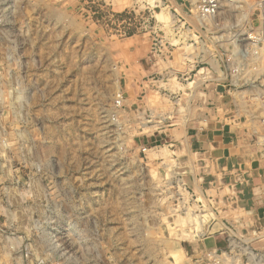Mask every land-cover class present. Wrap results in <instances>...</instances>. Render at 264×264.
<instances>
[{
  "label": "rangeland",
  "instance_id": "obj_1",
  "mask_svg": "<svg viewBox=\"0 0 264 264\" xmlns=\"http://www.w3.org/2000/svg\"><path fill=\"white\" fill-rule=\"evenodd\" d=\"M261 3L247 0L241 19L225 6L214 28L201 29L198 0H0V264H176L171 253L183 250L182 264H196L201 251L226 247L225 235L192 243L182 241L196 233L177 237L184 217L170 215L172 182L165 178L193 167L190 153L161 139V122L180 117L185 126L198 102L264 150ZM163 9L174 19L168 27L158 18ZM144 15L177 52L184 48L179 58L188 56L190 67L180 68L177 54L149 62ZM237 34L262 40L242 43L259 55L233 71L225 65ZM164 70H194L188 83L165 85L180 92L177 102L153 88L141 92L145 78L157 80ZM147 111L155 115L149 125ZM194 193L217 209L218 221L259 225L253 210L225 205L213 191ZM186 217L193 226L206 222Z\"/></svg>",
  "mask_w": 264,
  "mask_h": 264
},
{
  "label": "built area",
  "instance_id": "obj_2",
  "mask_svg": "<svg viewBox=\"0 0 264 264\" xmlns=\"http://www.w3.org/2000/svg\"><path fill=\"white\" fill-rule=\"evenodd\" d=\"M246 1L247 0H198L199 6L197 9V21L200 28L205 29L208 25L214 28L213 22L219 16L221 9L225 6L237 10L239 19L246 18V14L242 11L243 4ZM261 9L262 15L264 17V0H262ZM177 20L180 21V19ZM153 23L154 21L152 16H146V18H144L143 25L146 28L143 30L146 33L145 35H149L152 42L149 54V62L156 64L163 63L165 61L167 62L169 59L168 55L170 56L177 54L178 60L180 62V68L190 67L191 62L188 59V56L179 58L180 53L185 51L184 48L182 47L177 52V48L179 46H177V44L171 43V41L167 39L166 34L163 33V30L157 24ZM175 30L176 28L174 27V31ZM211 33L214 35L216 34L215 32ZM184 35L185 34L180 31H178L177 34L175 33V36L179 37L178 41H182L183 43L185 41L183 39ZM216 38L218 37L215 36L214 40H216ZM234 39L236 41V45L238 46H236L237 48L233 46L234 51L229 56V58H227V65H225L226 67H229V69H233V71L239 70L241 68V60H244L249 56L251 59L255 60L259 55L256 53V50L253 49L252 45L247 48L248 46H245L242 43L245 42L246 39L252 44H256L262 40L261 38L259 39V37L255 38L253 34H248L246 36L237 34L234 35ZM164 71V73L159 74L160 77H158L157 80H155L156 78H145L144 81L139 85L141 92L146 94L151 88H153L157 93L161 95L163 94L170 100L177 102L181 97L180 92L176 93L171 91L169 88L165 87V85L167 86L169 82L178 79L183 83H188L192 80L191 74L194 70L191 71L190 75H184L185 73L182 74L181 72L175 70ZM231 83H235V81L232 80ZM117 105H121V97H119ZM143 115L145 123L148 125L152 124L153 120L155 119V115L152 113V111H147V113H144ZM169 120L170 119H163L161 123L165 124ZM161 127H163V125ZM147 150L148 149L146 147L142 148L143 152H147ZM165 181H167V184L169 181L172 182L171 186L169 185V187L172 189L169 188L168 190L170 194L169 212L172 217H185L189 213L204 215L206 217V222L202 225V232L204 235L202 234L203 236L201 238L197 237L194 241L192 240L182 242H202V240H206L218 235H225L226 247L201 251L198 256L194 258L196 264H264V245H260V248H254V243H264V232L263 234H257V236L255 235L256 237H254V240H252L250 239V235L247 232H239V229L234 224H231L228 220L224 219L222 221H218L217 217L219 213L217 212V209L211 208L212 210L210 211L205 208L202 201L199 200L198 196L193 191H191L186 184L184 175H179L174 171L173 176L171 178L166 176ZM210 199V201H212V198ZM218 223H220L221 226L217 231L212 232L213 228ZM249 226L251 227V225ZM242 227L245 228L247 225H243ZM186 228L187 233H197V231L194 230L195 226ZM242 234H246L247 236L245 237L249 236V240L243 236H240Z\"/></svg>",
  "mask_w": 264,
  "mask_h": 264
},
{
  "label": "crops",
  "instance_id": "obj_3",
  "mask_svg": "<svg viewBox=\"0 0 264 264\" xmlns=\"http://www.w3.org/2000/svg\"><path fill=\"white\" fill-rule=\"evenodd\" d=\"M192 103L195 118L190 116L191 121L185 126L178 124L182 121L180 117L176 125L170 124L171 121L166 126L163 124L162 129L167 130H162L166 133L160 134L161 139L169 148L190 153L193 168L185 176V181L191 191H213L218 200L223 198L225 205L234 204L239 209L255 211L259 219L255 230L249 228L243 219H232L229 222L247 225L242 229L244 233L256 231V234H263L264 150L245 135L239 125L229 122L224 124L215 108L207 107L202 111L198 102ZM228 190H235L236 193L228 195ZM202 246L204 249V244Z\"/></svg>",
  "mask_w": 264,
  "mask_h": 264
},
{
  "label": "bare ground",
  "instance_id": "obj_4",
  "mask_svg": "<svg viewBox=\"0 0 264 264\" xmlns=\"http://www.w3.org/2000/svg\"><path fill=\"white\" fill-rule=\"evenodd\" d=\"M169 12V11H168ZM247 16V15H246ZM158 18H159V20L162 22L163 21V23L166 25V24H169V26H170V24H173V18H172V16H170V14H168L164 9L162 10V12L160 13V14H158ZM242 21H245V19H243ZM167 26V25H166ZM168 27V26H167ZM253 48H254V50H256V48H257V46L255 47L254 45H253ZM172 89V88H171ZM174 89V88H173ZM147 129V128H146ZM180 217H182V216H180ZM205 218L206 217H204V220H205ZM181 222V221H180ZM182 223V222H181ZM193 223H194V225H195V230L197 231V233H196V235H197V237H202L204 234H203V232L201 231L202 230V226H196L197 224V222L195 221H193ZM205 222H203L202 224H204ZM183 224L184 225H182L181 226V229H180V231L181 232H179V234H176L177 235V237L179 238V240H190L191 238H193V234H191V233H187L184 229H185V227H193V225H192V222H189L188 221V218L186 217H184V219H183ZM185 225H187V226H185ZM200 229V230H199ZM203 234V235H202ZM194 236H195V234H194ZM171 255H172V257H173V259L175 260V263L176 264H182L183 263V261H184V258H185V255H186V253H185V251L183 250V251H180V252H174V253H171ZM186 259V258H185Z\"/></svg>",
  "mask_w": 264,
  "mask_h": 264
}]
</instances>
